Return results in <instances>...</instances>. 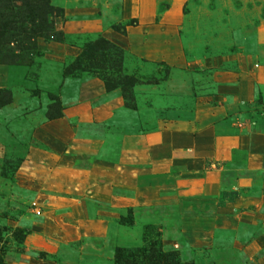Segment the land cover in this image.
<instances>
[{
  "label": "rangeland",
  "instance_id": "rangeland-1",
  "mask_svg": "<svg viewBox=\"0 0 264 264\" xmlns=\"http://www.w3.org/2000/svg\"><path fill=\"white\" fill-rule=\"evenodd\" d=\"M0 264H264V0H0Z\"/></svg>",
  "mask_w": 264,
  "mask_h": 264
}]
</instances>
